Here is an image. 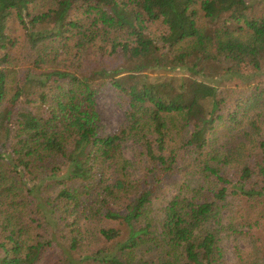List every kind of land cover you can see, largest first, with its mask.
I'll use <instances>...</instances> for the list:
<instances>
[{
  "label": "trees",
  "instance_id": "16d2710c",
  "mask_svg": "<svg viewBox=\"0 0 264 264\" xmlns=\"http://www.w3.org/2000/svg\"><path fill=\"white\" fill-rule=\"evenodd\" d=\"M251 4L0 0V264H45L53 254L77 264L54 244L72 227L78 248L81 217L127 232L100 229L102 247L82 253V264H225L213 226H222L230 198L264 226V18L252 16ZM12 21L23 39L9 33ZM94 49L123 57L128 74L103 61L85 66L80 52ZM167 61L189 73L178 86L141 77ZM106 84L128 99L127 125L102 137L96 97ZM219 126L230 137L224 151L216 148ZM129 139L141 150L135 180L129 162L114 169ZM181 149L218 188L175 195L156 220L154 203ZM105 167L120 177L106 183ZM29 228L35 234L23 239ZM140 253L150 254L147 262L137 261Z\"/></svg>",
  "mask_w": 264,
  "mask_h": 264
},
{
  "label": "rangeland",
  "instance_id": "374dc122",
  "mask_svg": "<svg viewBox=\"0 0 264 264\" xmlns=\"http://www.w3.org/2000/svg\"><path fill=\"white\" fill-rule=\"evenodd\" d=\"M259 0H252L250 12L252 16L257 18H264V4H260ZM11 30V31H10ZM9 33L16 39H23V31L15 21L10 24ZM165 28L161 24H156L151 28L153 34L160 35L164 32ZM81 61L84 60V65L89 67H99L100 62L103 61L104 66L110 70H121L126 74L129 71L130 64L123 57H108L104 56L97 51L88 50L86 53L81 51ZM87 54V55H86ZM163 68H154L149 72L144 73L141 77L145 78L148 82L154 83H170L178 86L179 79L182 75L189 76L186 69H175L181 65H177L172 61L165 62ZM174 69V70H172ZM126 72V73H125ZM128 74V73H127ZM185 77V76H184ZM235 83V82H234ZM97 112L100 117L99 134L102 137L117 134L122 128L127 125V111L128 99L121 93L117 92L113 86L106 84L100 88L96 97ZM206 108L209 109V103H206ZM259 113V109L255 108L252 112L253 118ZM251 115V114H250ZM244 118V122H246ZM260 132L264 135V116L257 121ZM245 127V126H244ZM216 148L222 147L223 151L228 147L227 143L230 139L226 129L219 126L216 129ZM187 136V134H186ZM178 139V138H177ZM140 147L137 142L127 140L122 147L120 155L115 161L114 169H122V162L127 161L131 165L126 170L131 180L138 179L141 175L142 167L139 163L141 159ZM139 164V165H138ZM110 170L109 167L102 169L103 179L107 182L120 177L119 174ZM218 188L213 176H208L202 171L200 163H196L192 155L186 152V149H181L178 158V165L175 167L173 174L167 178L163 184L157 200L154 203L153 217L159 220L163 214L162 210L166 207L168 202L177 194H183L192 197L195 192L208 190H215ZM244 209L240 202L235 198L229 199V205L222 211V226H213L219 230L220 246L223 251L225 264H264V226L263 223L257 222L255 217H248L243 213ZM78 210L75 212V215ZM79 225H77V237L80 243L78 248H73L71 244V237L75 235L72 229H64L60 236H56L54 248L56 251L63 250L68 252L69 256L76 260L77 264H82V253H92L100 245L99 230L102 228H114L122 232L123 236L127 234L126 229L119 223L107 221L101 217L93 216L88 220L79 218ZM63 225V224H62ZM86 225L85 234L82 236V228ZM76 228V229H77ZM59 229V228H58ZM58 229L56 231H58ZM39 232V231H38ZM35 234L32 228L25 232L23 239L30 238ZM122 236V238H124ZM83 247V249H82ZM75 250V251H73ZM73 251V252H71ZM61 258L58 254L50 255L46 259L45 264H62ZM150 254H138V259L147 262ZM94 264V263H91Z\"/></svg>",
  "mask_w": 264,
  "mask_h": 264
}]
</instances>
